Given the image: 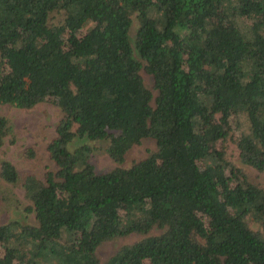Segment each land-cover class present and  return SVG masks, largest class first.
<instances>
[{"label": "trees", "instance_id": "obj_1", "mask_svg": "<svg viewBox=\"0 0 264 264\" xmlns=\"http://www.w3.org/2000/svg\"><path fill=\"white\" fill-rule=\"evenodd\" d=\"M45 101L50 164L0 159V200L20 182L34 216L0 207V264H264V184L224 145L264 174V0H0V103ZM10 132L0 114V154Z\"/></svg>", "mask_w": 264, "mask_h": 264}, {"label": "rangeland", "instance_id": "obj_2", "mask_svg": "<svg viewBox=\"0 0 264 264\" xmlns=\"http://www.w3.org/2000/svg\"><path fill=\"white\" fill-rule=\"evenodd\" d=\"M134 27L135 24H133L132 28L134 29ZM83 28H81L79 32H84L85 29ZM145 78L149 81L147 75H145ZM0 114H3L8 118L11 126V132L2 146L0 159L2 157L9 158L16 164L20 174L26 171H31L40 176L44 167L47 164H50L45 148L47 141L55 133V125L60 117L59 109L50 101L40 102L34 107L28 109L20 108L9 103H0ZM243 120L242 115L234 113L231 116L234 139H237L241 134L242 129L245 128ZM11 139H13V141H11ZM145 139L141 144L134 145L131 148L127 157L128 162L133 158L145 155L148 148L154 146L153 140L148 138ZM74 143L79 144L77 140L74 141ZM221 144L222 142L219 141L217 147L220 148ZM224 145L228 158L234 161L237 165L242 166L251 178L257 179L264 184L263 173H259L253 167L241 163L238 157V150L232 140L226 141ZM27 147H32L34 149L35 156L27 157L24 155V150ZM92 160L95 162L98 170H103L115 165L114 160L102 148L95 150ZM2 190L4 196L2 197V200H0V207L4 212L5 219H18L23 223L33 222V213L27 212L24 209V207L29 204V200L24 197V189L21 183L3 182ZM250 225L262 231L264 230V228L254 220L250 221ZM158 231L159 230L154 229L152 232L156 233ZM139 237L140 235L133 233L125 237L105 241L98 246V254L102 261H105L121 245L132 242Z\"/></svg>", "mask_w": 264, "mask_h": 264}]
</instances>
